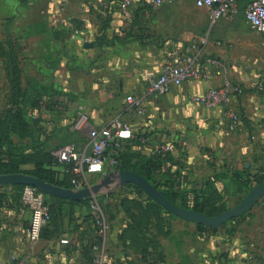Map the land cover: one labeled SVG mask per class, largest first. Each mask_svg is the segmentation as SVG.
I'll return each instance as SVG.
<instances>
[{
    "label": "crops",
    "instance_id": "crops-1",
    "mask_svg": "<svg viewBox=\"0 0 264 264\" xmlns=\"http://www.w3.org/2000/svg\"><path fill=\"white\" fill-rule=\"evenodd\" d=\"M245 2L239 0L233 14L212 21L210 11L196 7L191 0L158 7H152L149 0H134L129 18L120 12L116 0H31L32 12L22 14L33 31L24 38L25 51L32 63L41 59L42 65H67L65 72L72 71L73 65L76 75L60 84L75 102L84 105L89 125H106L119 117L140 142H130V148L147 154L158 145L170 144L172 157L166 167L180 174L182 184L198 185L220 171L253 174L264 166V46L260 34L246 23ZM18 7L22 10L21 4ZM151 7L171 12L173 18L179 16L186 25L176 26L169 35L151 37L139 21L140 13ZM35 27L41 28L38 45L34 44ZM193 40H205L200 49L225 61L227 75L241 86L234 102L240 122L233 129L228 127L220 107H207L190 99L217 85L218 78L189 80L164 95L146 88L145 78L158 74L167 59L193 52ZM86 42L90 45L85 46ZM47 44L55 46L54 50L47 49ZM127 94L143 96L144 114L129 107ZM0 188H6L9 195L13 192L12 186ZM98 208L90 203L86 207L76 205L72 220L71 206L64 205L61 232L49 239L30 241V210L7 203L0 207V264L12 253L27 257L31 264H90L85 251L92 250V240L98 235L102 241L95 255L103 252L108 264H264L263 210V222L254 219L246 235L239 230L235 233L236 226L226 236L221 235V228L216 233H199L196 223L174 214L168 217L167 235L158 234L151 223L150 236L164 255V260L156 263L151 248L145 261L138 242L128 238L124 244L118 239L126 219L116 201H106V218ZM74 244L82 249H74Z\"/></svg>",
    "mask_w": 264,
    "mask_h": 264
},
{
    "label": "trees",
    "instance_id": "trees-1",
    "mask_svg": "<svg viewBox=\"0 0 264 264\" xmlns=\"http://www.w3.org/2000/svg\"><path fill=\"white\" fill-rule=\"evenodd\" d=\"M134 19L133 24H136ZM3 43L0 42V48ZM15 47V46H14ZM8 56L7 58H3ZM0 60L2 63L7 61L11 66L9 73L10 89V107L5 111L0 112V174L5 173H27L37 176L47 182L63 186L72 187L70 178L71 173L67 171L62 177H59L60 170L46 169L43 164L51 162L50 160L43 161L39 158L34 162L33 166L26 169L23 166L28 162L26 158L37 152L38 156L44 155L41 151V145L35 144L33 140V133L31 132L29 123L25 118V108L30 103L31 106H39L40 98H32L28 92L20 86L18 77V57L17 52L13 49L12 43L7 44V50L0 51ZM59 99L52 100V104H58ZM61 104V102H60ZM15 136L19 141L15 140ZM137 135H133L121 145L117 153V167L121 169L131 170L145 179H147L155 188H157L168 200L187 209L197 212H203L207 215H216L227 209L225 202L222 201V191L217 181L228 179V183L232 184L235 190H243L249 187L252 181L254 184L264 181V166L258 169L255 173L251 174L247 171L232 170L230 173L220 171L209 177L204 178L198 185L182 184L179 180L180 174L172 172L166 167V164L172 157V146L170 150L161 152L158 148L152 153H143L139 149H131L129 143L139 144L136 141ZM29 139V142L23 141ZM38 149V150H37ZM31 164V163H30ZM60 165V163H58ZM61 166V165H60ZM62 168V169H63ZM159 177L158 179L156 177ZM124 185H131L136 189L132 191V195L117 196L116 204L121 208V213L126 219L118 239L126 244L128 238L134 239L138 242V249L140 250L142 259L147 261L148 256L151 254V248L155 252V262H162L164 255L158 252V242L150 236L149 225L152 223L157 229L158 234H169L168 217L173 214L164 210L155 200L148 196L143 189L133 183ZM12 186V194H8L5 189L0 188V207L5 206L7 203H15L23 208H28L21 200V192L25 185L10 184ZM112 191L97 195L95 198ZM45 201L48 205L49 219L42 227L40 237L52 238L61 232V218L64 205H70L71 219H74V206H87L93 198H86L81 200H69L61 197H55L44 193ZM10 197V198H9ZM106 207V206H105ZM104 207V208H105ZM238 217L230 219L231 223H235ZM97 228H101V219L97 221ZM226 223V222H225ZM225 223L218 227H207L203 224H196L197 230L200 232L216 233L218 229L222 228ZM29 225V224H28ZM102 236L98 235L95 240H92V250L86 249L85 256L90 264H93L95 252L101 247ZM76 250H81L82 246L74 244ZM81 248V249H80Z\"/></svg>",
    "mask_w": 264,
    "mask_h": 264
},
{
    "label": "built area",
    "instance_id": "built-area-1",
    "mask_svg": "<svg viewBox=\"0 0 264 264\" xmlns=\"http://www.w3.org/2000/svg\"><path fill=\"white\" fill-rule=\"evenodd\" d=\"M177 0H149L153 7L170 4ZM196 7L207 8L212 21L233 14L239 0H191ZM118 9L129 18L130 8L134 0H116ZM244 16L248 27L260 34L261 45L264 46V0H246ZM205 40L193 41L190 48L193 52L184 53L167 59L158 74H149L145 78L146 88L150 93L164 95L173 86L183 82L201 79H220L219 83L210 86L205 92L196 94L190 99L195 103L207 107H220L222 114L230 129L235 128L240 122V112L235 107V99L241 93V86L227 75L225 61L220 57L205 54L200 49V44ZM125 100L130 108L139 114L146 112L143 96L127 94ZM79 113L73 121V128L82 131L85 127L86 140L78 146L75 142L67 143L54 152L56 159L67 167L71 173L72 188H82L93 184L110 171L118 169V149L128 139L133 137L132 130L126 121L113 117L111 121L102 126L89 125L87 113L79 105ZM161 152L170 150L168 144L158 145ZM91 176L98 177L91 178ZM21 200L30 210V221L27 236L30 241L40 238L42 227L49 219L48 205L44 193L38 188L25 185L21 192ZM62 242H67L62 239ZM3 264H31L30 260L15 253L9 254ZM93 264H108L103 252H99L93 259Z\"/></svg>",
    "mask_w": 264,
    "mask_h": 264
},
{
    "label": "rangeland",
    "instance_id": "rangeland-1",
    "mask_svg": "<svg viewBox=\"0 0 264 264\" xmlns=\"http://www.w3.org/2000/svg\"><path fill=\"white\" fill-rule=\"evenodd\" d=\"M138 1L140 0H136V3H138ZM29 2H31V0H0V42L3 43L0 51L7 50V44H9V41L12 43L13 49L17 52L19 61L17 66L18 77L21 85L20 87L27 91L29 96H32L31 100L34 97L40 98L39 106H31L28 102L24 112L26 115L25 118L29 123L31 132L33 133V140L35 144L41 145L40 152H44L45 154L43 153L44 155L39 157L37 155L38 153L35 152L31 156H28L26 158L28 163L23 167L28 169L33 166L34 162L40 161L38 160L39 158L42 159L43 157V161H51L49 163L45 162L43 166L46 169L60 170L58 175L59 177H62L63 174L66 173L64 172L66 169L63 168L64 165L56 159L54 152L57 148L70 142H76L78 146L85 143L87 138L85 131L87 130V127L80 132L76 131L72 126L73 121L79 113V105H82L84 111L85 109L82 103L75 102L68 92H64V89L60 84V82L64 83V80L71 81L76 75L77 71H73V65H70L72 71L65 72L67 65H42L41 59L34 60V63L29 60V55L25 51L24 38L27 37V33L31 34L33 31H31V24L27 23L25 17H22L23 13L28 14L27 11L30 13L32 12V4ZM18 4L22 5V10L19 9ZM152 7L147 9V11L143 14L140 13L141 18L139 20L140 24L144 26L148 35L151 37H163L165 35H169L170 32L174 31L176 26L180 28L186 25L184 20L179 16L173 18V14H171V12L167 13L166 11H157L152 9ZM26 17H28V15ZM170 23L172 25H169ZM40 29V27H35V30L37 31H34V44L37 45L42 41L41 34L39 32ZM50 34L51 33H49V35ZM13 36L15 38H12ZM54 47L55 46L50 44H47L46 46L49 50H54ZM4 57L7 58L8 56L3 55V58ZM34 57H38L37 54H35ZM10 68L11 66L8 65L7 61L5 63H0V112H3L10 107ZM61 95L64 96L61 97ZM65 98L66 102H64ZM56 99H59L62 102V105L60 104V101H58V104H52L51 101ZM61 107H65L67 109ZM15 140L19 141L16 136ZM23 141L29 142V139H25ZM58 163H60L61 166ZM91 178H95L96 180L98 177L91 176ZM156 178L158 179L159 177L157 176ZM253 185L255 184L252 181L249 187H246L243 190L240 189L235 191L233 188L232 191L231 187L233 186L231 183L221 182L219 187L222 191V201L225 202L227 209L241 201L248 192L249 188ZM135 189L136 188L131 185H117L110 190L112 193L108 195L104 194L99 198H95L96 196L93 197L95 201L92 200L90 204L95 207H99L98 209L104 213V207L106 206L107 200L111 198V200L116 201L117 196L132 195V191ZM110 203L112 205L113 202ZM263 207L264 196L261 197V199L252 208L238 216L235 223H231L230 220L227 221L220 229L221 235L226 236L229 232H233V227L235 226V233L237 232L236 230H239L242 235H246L249 232V227L253 223L254 219L259 223L263 222L261 213V210L264 211ZM103 217L106 218L105 213ZM173 217L174 216L172 215V218Z\"/></svg>",
    "mask_w": 264,
    "mask_h": 264
},
{
    "label": "water",
    "instance_id": "water-1",
    "mask_svg": "<svg viewBox=\"0 0 264 264\" xmlns=\"http://www.w3.org/2000/svg\"><path fill=\"white\" fill-rule=\"evenodd\" d=\"M90 43L86 42L85 46ZM133 183L145 191V193L161 205L170 213L196 224H203L207 227H218L219 225L238 217L250 208H252L264 196V181L251 186L244 196L236 205L226 209L216 215H207L203 212H197L191 209L183 208L168 200L157 188H155L143 176L128 170L118 168L114 171L103 174L100 179L82 188L63 187L47 182L37 176L27 173H5L0 174V187L10 184L31 185L43 193L61 197L69 200H81L93 198L100 193L108 192L117 185Z\"/></svg>",
    "mask_w": 264,
    "mask_h": 264
}]
</instances>
